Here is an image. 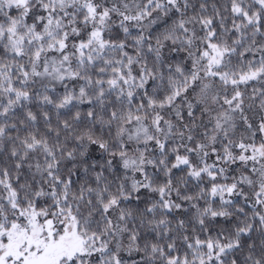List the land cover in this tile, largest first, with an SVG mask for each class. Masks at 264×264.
Instances as JSON below:
<instances>
[{
  "label": "snow or ice",
  "instance_id": "6c2138e0",
  "mask_svg": "<svg viewBox=\"0 0 264 264\" xmlns=\"http://www.w3.org/2000/svg\"><path fill=\"white\" fill-rule=\"evenodd\" d=\"M0 264H264V0H0Z\"/></svg>",
  "mask_w": 264,
  "mask_h": 264
}]
</instances>
